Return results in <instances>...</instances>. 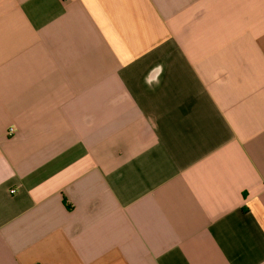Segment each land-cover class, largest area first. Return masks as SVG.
I'll use <instances>...</instances> for the list:
<instances>
[{"label":"crops","instance_id":"0c3cea01","mask_svg":"<svg viewBox=\"0 0 264 264\" xmlns=\"http://www.w3.org/2000/svg\"><path fill=\"white\" fill-rule=\"evenodd\" d=\"M0 264H264V0H0Z\"/></svg>","mask_w":264,"mask_h":264},{"label":"built area","instance_id":"2783aa9c","mask_svg":"<svg viewBox=\"0 0 264 264\" xmlns=\"http://www.w3.org/2000/svg\"><path fill=\"white\" fill-rule=\"evenodd\" d=\"M64 1H68V0H64ZM15 133V130L13 128H9L8 130V135H13Z\"/></svg>","mask_w":264,"mask_h":264}]
</instances>
